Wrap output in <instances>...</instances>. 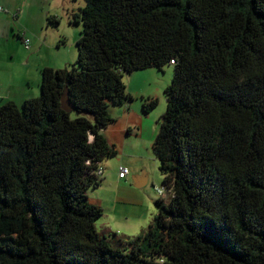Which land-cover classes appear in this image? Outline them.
I'll return each instance as SVG.
<instances>
[{"label":"trees","instance_id":"trees-1","mask_svg":"<svg viewBox=\"0 0 264 264\" xmlns=\"http://www.w3.org/2000/svg\"><path fill=\"white\" fill-rule=\"evenodd\" d=\"M69 1L75 62L0 107V264H264V0ZM166 66L157 214L136 237L99 232L111 108L134 100L128 76Z\"/></svg>","mask_w":264,"mask_h":264},{"label":"crops","instance_id":"crops-1","mask_svg":"<svg viewBox=\"0 0 264 264\" xmlns=\"http://www.w3.org/2000/svg\"><path fill=\"white\" fill-rule=\"evenodd\" d=\"M52 4L51 0H0V107L6 102L21 105L25 100L37 97L40 92L41 69H60L75 60L73 47L79 38L80 27L71 24L69 18L68 25L74 27L69 36L60 31L61 21L57 27L48 24L49 16L59 19ZM25 39L29 40V48L23 44ZM128 91L133 94L130 88ZM133 101L111 108L114 122L103 131L108 145L113 146L118 155L127 151V146L131 144L129 137H137L141 128L150 129V133H154L153 129L145 128L146 124L142 121L145 115L142 111L141 117L138 113L133 115ZM104 162L106 160L101 165L103 182L91 191L93 197L89 198L91 204L101 208L105 201L101 190L107 183L104 178L106 168H116L114 179L118 189L130 187L129 175L125 179L117 176L119 168L124 167L123 163L107 165ZM118 199L117 194H112L108 201L113 212V201L117 203ZM104 229L111 231L109 228Z\"/></svg>","mask_w":264,"mask_h":264},{"label":"rangeland","instance_id":"rangeland-1","mask_svg":"<svg viewBox=\"0 0 264 264\" xmlns=\"http://www.w3.org/2000/svg\"><path fill=\"white\" fill-rule=\"evenodd\" d=\"M52 9L61 21L60 31L70 36L73 26L68 25V19L74 10L84 6L83 1L72 3L69 0H51ZM75 59L77 56L76 47H73ZM75 60L71 62L74 63ZM65 67V65L63 66ZM164 72H158L156 69H148L134 72L125 79L127 88L132 91L134 101L132 103V111L138 113L139 117L142 111L141 97H150L157 100L156 108L148 115L142 116V121L146 124L145 128H141L137 137L134 135L130 138V145L127 151L119 154L117 158L106 160L107 165L111 163H123L124 167L129 170L130 187L118 189L115 184L116 168L105 169V188L101 190L104 194L103 215L95 223L97 231L109 228L118 236L136 237L148 227L153 217L157 214L154 202L160 199L156 190L162 187L163 176L159 171L158 161L152 152V144L158 132L157 121L166 111V100L164 96L165 89L171 84L173 77V67L166 66ZM144 129V130H143ZM153 136V138H152ZM153 139V140H152ZM143 173L147 176V184L144 187L137 188L134 185L133 176H140ZM112 194H117L119 198L117 203L113 201L115 210L109 208L108 201ZM139 195L143 196V200ZM89 198L93 197V193H88Z\"/></svg>","mask_w":264,"mask_h":264},{"label":"water","instance_id":"water-1","mask_svg":"<svg viewBox=\"0 0 264 264\" xmlns=\"http://www.w3.org/2000/svg\"><path fill=\"white\" fill-rule=\"evenodd\" d=\"M60 102H61V108L64 111H66V112L72 111L73 107L71 105L67 90H65L63 95L61 96ZM133 180H134V185L137 188L144 187L147 184V176L145 173H143L140 176L133 177Z\"/></svg>","mask_w":264,"mask_h":264},{"label":"built area","instance_id":"built-area-1","mask_svg":"<svg viewBox=\"0 0 264 264\" xmlns=\"http://www.w3.org/2000/svg\"><path fill=\"white\" fill-rule=\"evenodd\" d=\"M0 10H2V8H0ZM23 44H24L25 48H29V40L25 39L23 41ZM100 174H102V170H100ZM128 175H129V170L127 168H125V167L119 168V171L117 174L119 179H125ZM156 192L160 197L164 196V189L162 187L158 188L156 190Z\"/></svg>","mask_w":264,"mask_h":264}]
</instances>
